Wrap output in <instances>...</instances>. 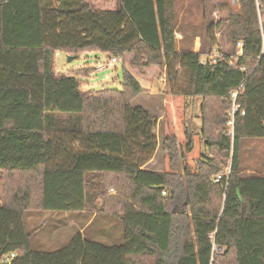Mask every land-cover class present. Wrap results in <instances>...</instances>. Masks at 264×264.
I'll use <instances>...</instances> for the list:
<instances>
[{"label":"trees","instance_id":"obj_1","mask_svg":"<svg viewBox=\"0 0 264 264\" xmlns=\"http://www.w3.org/2000/svg\"><path fill=\"white\" fill-rule=\"evenodd\" d=\"M237 3L208 27L230 26L234 54L203 61L179 49L172 0H0V264H264V158L255 171L243 156L264 142V0ZM92 52L126 63L122 90L55 72L57 53ZM156 69L170 85L162 172L144 169L157 120L132 104ZM96 211L121 220L123 244L79 233L32 249L31 212Z\"/></svg>","mask_w":264,"mask_h":264},{"label":"rangeland","instance_id":"obj_2","mask_svg":"<svg viewBox=\"0 0 264 264\" xmlns=\"http://www.w3.org/2000/svg\"><path fill=\"white\" fill-rule=\"evenodd\" d=\"M172 1L174 2V13L180 26L176 33L179 49L193 51L200 49L203 52V61L216 59L220 52L234 54L230 26L224 23L220 28L215 27L210 33L208 27L216 25L227 17L228 12L224 10L225 6L230 5L237 12L239 10L237 0ZM120 2L121 0H114L115 6H118ZM237 48L240 51L239 47ZM239 51L237 55L240 53ZM72 56L57 53L55 72L58 75L77 78L86 93H96L102 89L122 90L123 68L126 65L123 60L117 58L119 59L118 63L109 65L104 71L99 72L97 66L109 64L112 60L110 55L86 53L74 56L75 59L69 61ZM137 79L143 87V93L133 101V107L144 109L156 118L155 134L159 143L155 155L144 169L162 172L164 169L163 121L170 85L165 71L160 69L147 71L138 75ZM187 102L190 126L192 128L200 127L199 116L202 99L190 97ZM235 108L234 105L233 112ZM203 150L209 156L208 150L206 148ZM243 156L247 167L260 171L264 158V142H247ZM2 202L3 190L0 180V205L3 204ZM27 222L28 230L33 234L31 246L37 252L59 251L68 246L79 233L86 239L109 246L120 245L124 242L121 220L98 211L59 214L31 212Z\"/></svg>","mask_w":264,"mask_h":264},{"label":"built area","instance_id":"obj_3","mask_svg":"<svg viewBox=\"0 0 264 264\" xmlns=\"http://www.w3.org/2000/svg\"><path fill=\"white\" fill-rule=\"evenodd\" d=\"M238 47L240 49V55L242 54V47H243V44L242 43H239L238 44ZM119 62V59L117 58H112L111 62L109 64H103V65H99L97 66V70L100 72V71H104L106 68L109 67V65H112V64H116ZM236 96V95H235ZM232 124V123H231ZM219 180L216 179V182H218ZM16 258V254L13 253L10 255V257L7 258V261L6 262H10L11 260L15 259Z\"/></svg>","mask_w":264,"mask_h":264},{"label":"water","instance_id":"obj_4","mask_svg":"<svg viewBox=\"0 0 264 264\" xmlns=\"http://www.w3.org/2000/svg\"><path fill=\"white\" fill-rule=\"evenodd\" d=\"M75 59L74 56L70 57L69 61H73Z\"/></svg>","mask_w":264,"mask_h":264},{"label":"crops","instance_id":"obj_5","mask_svg":"<svg viewBox=\"0 0 264 264\" xmlns=\"http://www.w3.org/2000/svg\"><path fill=\"white\" fill-rule=\"evenodd\" d=\"M96 53H100V52H92V54H96ZM85 238V237H84Z\"/></svg>","mask_w":264,"mask_h":264}]
</instances>
